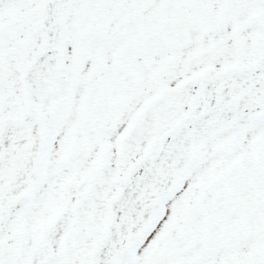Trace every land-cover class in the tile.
<instances>
[{
  "label": "snow or ice",
  "instance_id": "6c2138e0",
  "mask_svg": "<svg viewBox=\"0 0 264 264\" xmlns=\"http://www.w3.org/2000/svg\"><path fill=\"white\" fill-rule=\"evenodd\" d=\"M0 264H264V0H0Z\"/></svg>",
  "mask_w": 264,
  "mask_h": 264
}]
</instances>
